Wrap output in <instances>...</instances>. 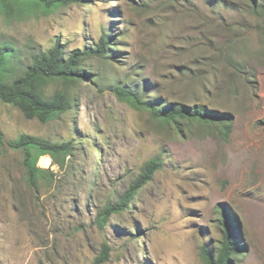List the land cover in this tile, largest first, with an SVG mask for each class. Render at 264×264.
I'll return each instance as SVG.
<instances>
[{
  "label": "rangeland",
  "instance_id": "rangeland-1",
  "mask_svg": "<svg viewBox=\"0 0 264 264\" xmlns=\"http://www.w3.org/2000/svg\"><path fill=\"white\" fill-rule=\"evenodd\" d=\"M246 3L87 0L21 20L0 16V43L18 51V72L56 41L68 54L93 48L102 34L116 60H85L90 80L75 91L74 109L48 123L0 103L5 140L28 134L74 146L63 169L38 160L55 178L37 192L23 179L19 153L0 154V264H93L103 243L101 264H205L201 246L213 252L221 241V207L242 246L229 264H264V19ZM117 79L141 81L158 102L227 112V138L199 126L177 134L98 89ZM156 155L162 168L128 210L98 228V209Z\"/></svg>",
  "mask_w": 264,
  "mask_h": 264
},
{
  "label": "trees",
  "instance_id": "trees-1",
  "mask_svg": "<svg viewBox=\"0 0 264 264\" xmlns=\"http://www.w3.org/2000/svg\"><path fill=\"white\" fill-rule=\"evenodd\" d=\"M85 1L87 0H0V16L10 22L21 20L35 12L46 15L60 7ZM246 2L251 14L264 19V0ZM112 45L111 37L102 34L93 48L74 49L66 54L64 46L56 41L46 51L31 54L28 63L18 72V51L9 42L0 43V103L15 108L27 120L45 124L58 119L74 109L77 100L75 91L82 82L90 80V75L83 68L85 60L96 58L106 64H110V60L116 61L113 57L110 59ZM222 54L220 53V57L224 56ZM239 68V64L234 65V70ZM91 80L97 84L98 79ZM145 83L148 87L147 81ZM141 85V81L130 83L126 79H117L105 85L98 83V89L102 90L105 86L116 100L134 110L146 112L152 120L160 125L171 126L177 134L186 131L190 133L193 127L199 126L209 127L216 131L220 138H227L233 122V117L227 112L207 109L201 104L186 106L180 103L158 102L156 99L152 100L145 90L143 93ZM6 149L19 153L23 179L30 189L37 192L41 184L49 187L55 178L50 168L42 169L37 166L38 160L41 157H49L52 166L63 169L67 165V157L74 151V146L71 141L52 142L28 134L5 140L0 131V154ZM162 166L160 155L146 160L117 200L107 202L98 209L94 219L96 226L102 229L112 216L128 210L139 190L151 181ZM216 209L220 212V244L213 252L201 246L200 255L205 264H229L242 252L235 230L237 224L227 217L225 208ZM108 252L109 247L103 243L93 264L105 262Z\"/></svg>",
  "mask_w": 264,
  "mask_h": 264
},
{
  "label": "bare ground",
  "instance_id": "bare-ground-1",
  "mask_svg": "<svg viewBox=\"0 0 264 264\" xmlns=\"http://www.w3.org/2000/svg\"><path fill=\"white\" fill-rule=\"evenodd\" d=\"M41 162H42L43 164H45V165H48V164H49V158H47V157H43L42 160H41Z\"/></svg>",
  "mask_w": 264,
  "mask_h": 264
}]
</instances>
